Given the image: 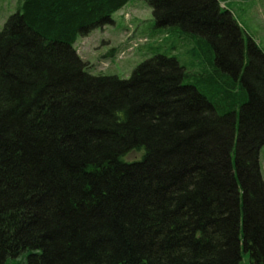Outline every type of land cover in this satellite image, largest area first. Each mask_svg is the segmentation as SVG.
Returning <instances> with one entry per match:
<instances>
[{"label":"trees","instance_id":"obj_1","mask_svg":"<svg viewBox=\"0 0 264 264\" xmlns=\"http://www.w3.org/2000/svg\"><path fill=\"white\" fill-rule=\"evenodd\" d=\"M129 1L0 30V264H264V50L222 0H146L179 53L91 73L78 36Z\"/></svg>","mask_w":264,"mask_h":264},{"label":"rangeland","instance_id":"obj_2","mask_svg":"<svg viewBox=\"0 0 264 264\" xmlns=\"http://www.w3.org/2000/svg\"><path fill=\"white\" fill-rule=\"evenodd\" d=\"M22 1L0 0V30ZM221 6L232 12L244 30L245 39L252 37L264 50V0H222ZM156 24L153 8L146 0H130L113 14V21L93 29L86 36L79 35L74 47L88 63L91 73L126 78L140 63L157 53H179L178 48H171L175 39L163 34L169 26ZM134 156L132 153L131 157ZM260 164L264 180V145ZM239 264H252L250 253L244 248Z\"/></svg>","mask_w":264,"mask_h":264}]
</instances>
